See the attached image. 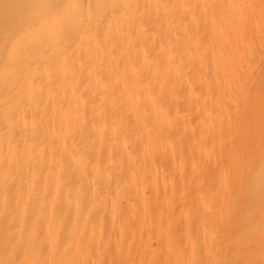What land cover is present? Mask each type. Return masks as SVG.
<instances>
[{"label":"bare ground","instance_id":"obj_1","mask_svg":"<svg viewBox=\"0 0 264 264\" xmlns=\"http://www.w3.org/2000/svg\"><path fill=\"white\" fill-rule=\"evenodd\" d=\"M27 2L0 0V264H237L264 0Z\"/></svg>","mask_w":264,"mask_h":264},{"label":"rangeland","instance_id":"obj_2","mask_svg":"<svg viewBox=\"0 0 264 264\" xmlns=\"http://www.w3.org/2000/svg\"><path fill=\"white\" fill-rule=\"evenodd\" d=\"M261 26V25H260ZM259 29L261 30L260 31V36H259V33H258V39H260L258 42L260 43V41L262 42V47H264V23H263V26H261V28L259 27ZM263 32V33H262ZM255 36V35H254ZM263 38V39H262ZM258 46V45H257ZM257 48H261V47H257ZM257 127H259V128H257ZM256 127V125H255V127H250L251 128V130H250V135H253V137H254V135H255V137H262L263 136V134H264V127H262V126H257ZM263 128V129H262ZM246 129H243V131L244 132H246V131H248V129L245 131ZM249 132V131H248ZM252 133V134H251ZM261 133V134H260ZM249 134V133H248ZM260 135V136H259ZM245 146H247V145H241L240 146V148H242V149H238L239 151H237L238 153V156H240L241 154L243 155H241L240 157L242 158V159H244L243 161H241V163H242V165L241 166H239L240 167V169H237L238 170V173H240V175L238 174V177H240V178H238L237 179V181H239V185L238 186H240L239 187V189H240V192H239V194H240V197H239V205H240V215H241V221H240V223H239V225L237 226V234H236V238L238 237V244H237V246H238V248H240L239 249V251L240 250H243V251H240L239 252V254H238V258H237V264H247L248 262H249V260L251 259L250 258V255H252L251 253L252 252H254L255 250H254V248H255V244H254V246H252L251 245V243L253 242V243H256V245H257V243H259L262 239H263V235H264V229H263V231H261L260 229H261V226L263 227L264 226V223H261L262 222V220L264 219V213H263V209H262V207H260L261 206V203H264V202H262L261 201V199H263V197H264V194L262 195L261 194V196L260 195H258V191H260V190H258V189H260L261 187H263V186H261L260 188H258L257 189V186L259 185V183H258V181L260 182V177L261 176H259V175H257V176H253V175H251V174H249L250 176H252V177H250V176H245V174L244 175H242L243 173V170H244V168H246L247 166L246 165H248L247 163L251 160V161H255L254 163H256V157H258V155H259V150H257L258 148H256V147H254L253 146V148H247V149H250V150H247V149H245L246 147ZM244 147V148H243ZM250 147H252V146H250ZM247 150V151H246ZM240 154V155H239ZM256 156V157H255ZM239 157V158H240ZM249 157V158H248ZM253 159H255V160H252V158ZM242 159H240V160H242ZM248 159H249V161H248ZM258 159V158H257ZM246 160V161H245ZM259 160V159H258ZM250 163V162H249ZM264 164V163H263ZM226 166V165H225ZM245 166V167H244ZM243 168V169H242ZM236 170V171H237ZM228 171V170H227ZM225 172H226V170H225ZM230 172H233V171H230ZM229 172V173H230ZM245 172V171H244ZM227 174V176H228V172H226ZM242 173V174H241ZM234 174V172L230 175V176H232ZM236 174V173H235ZM234 174V176H237V175H235ZM230 176H228L229 178H230ZM227 177V178H228ZM250 177V178H249ZM254 177H257V178H254ZM263 177V176H262ZM260 180H259V179ZM258 181H257V180ZM247 180V181H246ZM256 181V182H255ZM262 181H264V179H262L261 180V182ZM260 182V183H261ZM255 183L257 184L258 183V185H256L255 186ZM261 185H262V183H261ZM255 188H256V190H255ZM263 189H264V187H263ZM242 190V191H241ZM251 191H252V193H254V192H256L255 194H253V195H257V196H254V197H252L253 195H251V197L249 198V197H247V195L246 194H250L251 193ZM246 193V194H245ZM241 198V199H240ZM257 200V201H256ZM264 200V199H263ZM248 201V202H247ZM247 202V203H246ZM261 202V203H260ZM248 203H249V206H248ZM260 208V209H259ZM261 210V211H260ZM263 210V211H262ZM262 215V216H261ZM253 218H255V219H253ZM260 218V219H259ZM263 218V219H262ZM253 221H252V220ZM258 221H260V223L258 222ZM264 221V220H263ZM255 222H257V223H255ZM242 224V225H241ZM250 224V225H249ZM251 224H253L254 226H255V229H254V227H253V225L251 226ZM258 226V227H257ZM256 227H257V229L258 230H260L261 231V233H262V236H261V239L259 240V241H257V242H254V241H256V237L258 238V236H257V229H256ZM264 228V227H263ZM226 229V228H225ZM255 230H256V235L254 234L255 233ZM227 231H228V229H227ZM226 230H225V232H227ZM238 232H239V234H238ZM228 234H229V231L227 232ZM228 234H225L226 236L228 235ZM258 234H260V232L258 233ZM254 235V236H253ZM256 236V237H255ZM253 237H254V239H253ZM227 239H229V237L227 236L226 237ZM260 238V237H259ZM229 240H226V243L228 242ZM248 243V244H247ZM262 243V241L259 243L260 245H262L261 244ZM243 244V246H241ZM258 244V245H259ZM258 245L256 246V249H257V247H258ZM227 246H228V249L227 250H229V245H228V243H227ZM227 246H226V248H227ZM241 246V247H240ZM244 247V248H243ZM253 247V248H252ZM261 247H263V246H261ZM260 246L258 247V251H257V253L259 252V250H262L263 248H261ZM242 248V249H241ZM252 250H254V251H251V249ZM260 248V249H259ZM250 249V250H249ZM263 251H264V249H263ZM229 252V251H228ZM251 252V253H250ZM226 253H227V251H226ZM261 253H263V252H259L258 253V255H261ZM228 254V253H227ZM245 254V255H244ZM248 255V256H247ZM246 256V257H245ZM247 260H248V262H247ZM262 262V261H261ZM249 264V263H248Z\"/></svg>","mask_w":264,"mask_h":264},{"label":"snow or ice","instance_id":"obj_3","mask_svg":"<svg viewBox=\"0 0 264 264\" xmlns=\"http://www.w3.org/2000/svg\"><path fill=\"white\" fill-rule=\"evenodd\" d=\"M33 16L42 20L59 18L64 11V5L60 0H28L24 6ZM12 41L9 40V43ZM264 264V261L261 262Z\"/></svg>","mask_w":264,"mask_h":264}]
</instances>
